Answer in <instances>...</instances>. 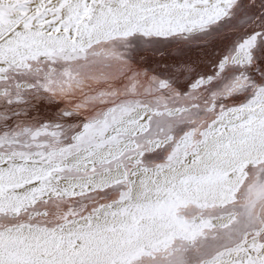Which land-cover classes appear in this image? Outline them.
Masks as SVG:
<instances>
[{"label": "snow or ice", "instance_id": "obj_1", "mask_svg": "<svg viewBox=\"0 0 264 264\" xmlns=\"http://www.w3.org/2000/svg\"><path fill=\"white\" fill-rule=\"evenodd\" d=\"M0 264H264V0H0Z\"/></svg>", "mask_w": 264, "mask_h": 264}, {"label": "rangeland", "instance_id": "obj_2", "mask_svg": "<svg viewBox=\"0 0 264 264\" xmlns=\"http://www.w3.org/2000/svg\"><path fill=\"white\" fill-rule=\"evenodd\" d=\"M212 69H211V66H209V69H208V71L210 72ZM239 99V98H238Z\"/></svg>", "mask_w": 264, "mask_h": 264}]
</instances>
